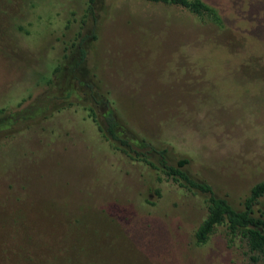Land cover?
<instances>
[{"label": "rangeland", "instance_id": "1", "mask_svg": "<svg viewBox=\"0 0 264 264\" xmlns=\"http://www.w3.org/2000/svg\"><path fill=\"white\" fill-rule=\"evenodd\" d=\"M202 1L216 20L146 0H0V109L57 92L54 68L95 33L87 77L121 122L241 208L264 179V0ZM206 214L80 103L0 139V264H264L225 225L197 243Z\"/></svg>", "mask_w": 264, "mask_h": 264}, {"label": "trees", "instance_id": "2", "mask_svg": "<svg viewBox=\"0 0 264 264\" xmlns=\"http://www.w3.org/2000/svg\"><path fill=\"white\" fill-rule=\"evenodd\" d=\"M93 1L89 0L90 12L91 9L93 11L91 8ZM146 1L180 6L199 17L217 19L214 10L202 0ZM90 37L92 40L97 38L95 33ZM90 37L79 32L76 36L78 41L76 43L73 41L68 48L69 53L64 54L65 60L54 68V78L48 80V84L57 86V92L49 87L48 93L28 105L19 104L17 110L0 109V139L11 136L38 118H47L54 110L80 103L88 111V115L96 123L104 139L116 150L152 168L161 169L179 186L205 196L207 214L195 229L194 236L197 243H205L217 225H225L229 239L239 237L248 251L253 253L250 256L253 261L264 260V215L263 212L256 214L254 209L259 198L264 196V179L252 185L242 202V207L235 208L226 197L217 195L210 184L195 179L188 173V158H178L175 164H170L166 156L167 148H156L144 138L136 136L118 118L106 93L100 91L96 83L87 77L88 52L85 45ZM152 156L157 157L158 164L154 163Z\"/></svg>", "mask_w": 264, "mask_h": 264}]
</instances>
